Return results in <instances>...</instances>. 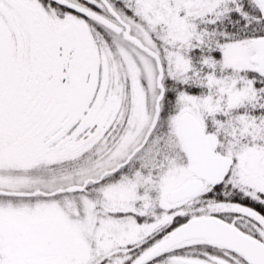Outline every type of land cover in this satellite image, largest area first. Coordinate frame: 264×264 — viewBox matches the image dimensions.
<instances>
[{
	"label": "snow or ice",
	"instance_id": "snow-or-ice-1",
	"mask_svg": "<svg viewBox=\"0 0 264 264\" xmlns=\"http://www.w3.org/2000/svg\"><path fill=\"white\" fill-rule=\"evenodd\" d=\"M0 264H264V0H0Z\"/></svg>",
	"mask_w": 264,
	"mask_h": 264
}]
</instances>
